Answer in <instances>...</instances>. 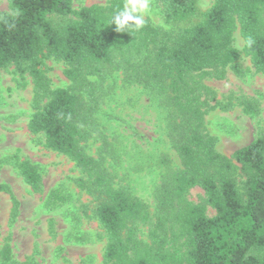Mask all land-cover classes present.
<instances>
[{
	"label": "trees",
	"instance_id": "obj_1",
	"mask_svg": "<svg viewBox=\"0 0 264 264\" xmlns=\"http://www.w3.org/2000/svg\"><path fill=\"white\" fill-rule=\"evenodd\" d=\"M73 1L10 0L11 14L0 12V71L14 66L22 79H32L29 132L80 170L76 186L93 198L94 219L107 239L103 264H264V135L232 156L219 152L206 117L226 107L205 84L225 79L229 70L245 76L243 56L264 74V0H214L199 21L197 0H156L168 29L144 19L143 28L130 22L120 32L114 18L124 0L79 10ZM238 30L243 50L234 44ZM51 58L65 64L70 87L53 88ZM118 71L167 108V137L181 164L165 169L153 189L149 242L139 239L137 226L151 222L150 206L122 185L109 163L115 147L95 124L99 100L90 80ZM245 112L255 116L257 109L247 103ZM95 135L102 141L97 158L84 148ZM12 161L32 191L42 193L39 168L18 155L0 165ZM195 188L204 191L200 203L188 198ZM68 200L62 189L52 190L43 209ZM14 208L16 215V202ZM0 256L7 264L10 249Z\"/></svg>",
	"mask_w": 264,
	"mask_h": 264
},
{
	"label": "rangeland",
	"instance_id": "obj_2",
	"mask_svg": "<svg viewBox=\"0 0 264 264\" xmlns=\"http://www.w3.org/2000/svg\"><path fill=\"white\" fill-rule=\"evenodd\" d=\"M110 1L74 0L73 9L106 5ZM197 1L200 16L195 21L201 20L214 3ZM0 12L11 14L10 0H0ZM141 15L154 26L169 28L156 0H149V12ZM234 44L239 50L244 49L239 30ZM242 61L249 70L243 77L229 70L223 80L205 79L226 107L210 112L206 125L209 134L218 140L217 150L227 156L264 135V74L255 71L250 58L243 56ZM65 68L63 62L53 58L46 61L53 88L71 86L64 75ZM90 81L97 85L99 100L95 124L115 147L116 160L109 159L110 166L122 185L150 206L151 222L137 226L139 239L149 242V231L156 220L153 189L165 169L181 167L167 137L168 110L148 89L127 82L123 71L105 75L102 81L97 77ZM33 98L34 86L28 75L22 79L14 66L0 71V160L18 155L36 165L43 176L42 193H34L20 176L15 161L0 165V254L6 247L10 249L7 264H103L107 239L94 219L93 198L76 186L80 170L69 158L46 149L41 136L29 132ZM247 103L257 109L255 116L245 112ZM101 146L97 135L84 144L85 150L96 158ZM243 180L238 178L240 183ZM58 188L67 194L68 203L45 211L46 197ZM204 196L202 189L195 188L188 198L200 203ZM215 215L209 207L208 216Z\"/></svg>",
	"mask_w": 264,
	"mask_h": 264
},
{
	"label": "clouds",
	"instance_id": "obj_3",
	"mask_svg": "<svg viewBox=\"0 0 264 264\" xmlns=\"http://www.w3.org/2000/svg\"><path fill=\"white\" fill-rule=\"evenodd\" d=\"M148 12L149 0H128L124 10L114 18L117 31L120 32L121 29L130 26V22L137 30L143 28L145 20L141 13L147 14Z\"/></svg>",
	"mask_w": 264,
	"mask_h": 264
}]
</instances>
